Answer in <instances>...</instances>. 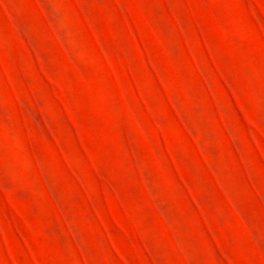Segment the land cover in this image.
<instances>
[{"label":"rangeland","instance_id":"rangeland-1","mask_svg":"<svg viewBox=\"0 0 264 264\" xmlns=\"http://www.w3.org/2000/svg\"><path fill=\"white\" fill-rule=\"evenodd\" d=\"M0 264H264V0H0Z\"/></svg>","mask_w":264,"mask_h":264}]
</instances>
